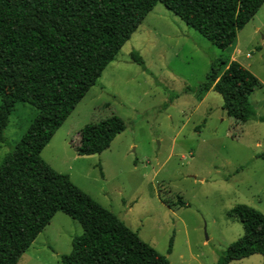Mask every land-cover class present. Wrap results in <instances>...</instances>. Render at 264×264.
Here are the masks:
<instances>
[{
    "label": "rangeland",
    "instance_id": "1",
    "mask_svg": "<svg viewBox=\"0 0 264 264\" xmlns=\"http://www.w3.org/2000/svg\"><path fill=\"white\" fill-rule=\"evenodd\" d=\"M137 53L142 67L132 59ZM237 61L258 79L255 118L236 122L213 90L201 92L214 65ZM37 111L18 102L5 129L3 157ZM111 115L125 130L101 154L78 156V132ZM264 3L228 50L212 45L157 3L41 152L55 171L114 213L169 264H216L244 234L230 215L245 204L264 214ZM82 234L57 212L17 264H64ZM230 264H264L252 255Z\"/></svg>",
    "mask_w": 264,
    "mask_h": 264
},
{
    "label": "trees",
    "instance_id": "2",
    "mask_svg": "<svg viewBox=\"0 0 264 264\" xmlns=\"http://www.w3.org/2000/svg\"><path fill=\"white\" fill-rule=\"evenodd\" d=\"M157 3L222 51L255 16L264 0H0V144L18 102L37 111L26 133L0 165V264H17L57 212L77 221L82 234L64 264H169L114 213L55 171L41 156L54 134L114 61ZM142 67L143 59L132 53ZM256 76L237 61L216 66L201 86L221 95L236 122L254 119L250 96ZM264 121V117L260 118ZM125 130L111 115L78 132V156L101 154ZM258 157L264 161V139ZM230 215L244 228L216 264L260 255L264 261V214L239 204Z\"/></svg>",
    "mask_w": 264,
    "mask_h": 264
},
{
    "label": "crops",
    "instance_id": "3",
    "mask_svg": "<svg viewBox=\"0 0 264 264\" xmlns=\"http://www.w3.org/2000/svg\"><path fill=\"white\" fill-rule=\"evenodd\" d=\"M226 68V67H225ZM78 138V137H77Z\"/></svg>",
    "mask_w": 264,
    "mask_h": 264
}]
</instances>
